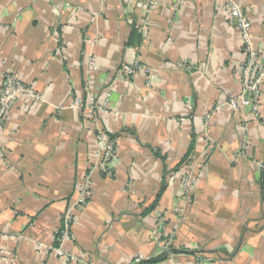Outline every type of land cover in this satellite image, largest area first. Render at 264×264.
I'll return each mask as SVG.
<instances>
[{
    "label": "crops",
    "instance_id": "1",
    "mask_svg": "<svg viewBox=\"0 0 264 264\" xmlns=\"http://www.w3.org/2000/svg\"><path fill=\"white\" fill-rule=\"evenodd\" d=\"M237 1L264 47V0ZM223 3L0 0V87L14 72L41 97L18 96L0 124V264H264V82L260 118L225 104L240 92L244 53ZM133 60L150 75L114 82L107 109L69 106L87 90L101 100ZM101 135L116 138L110 177L94 155ZM86 178L64 244L71 261L52 247Z\"/></svg>",
    "mask_w": 264,
    "mask_h": 264
},
{
    "label": "built area",
    "instance_id": "2",
    "mask_svg": "<svg viewBox=\"0 0 264 264\" xmlns=\"http://www.w3.org/2000/svg\"><path fill=\"white\" fill-rule=\"evenodd\" d=\"M221 8L225 11L227 21L230 26L236 29L240 35L242 41V51L244 53V60L241 63L238 73L240 80V92L238 94L229 96L226 98L225 104L232 111L237 110H249L255 117L260 118V97L261 87L264 82V47L257 48L251 37V22L246 14L243 5L237 0H224ZM99 34H95L93 38H90L89 45L93 46L97 42ZM89 70H95L96 67L92 65V61L88 63ZM150 75V69L140 62L139 60H133L132 62L122 63L113 74V78L107 88L101 100H97V96L87 90L86 99L76 98L70 103L71 107L86 108L89 112L95 110H105L108 108L111 97V88L113 83L123 79L135 78L137 76H143L148 78ZM146 85H149L146 82ZM18 96H29L30 98L40 101L41 97L33 92L31 88L26 86L19 76L14 72H7L3 76V81L0 87V124L3 123L9 108ZM215 106L214 109H216ZM208 114L205 115V119ZM245 129V138L243 139L241 150L233 154V160L236 159L242 152L247 143V128ZM102 148L95 151L94 155L97 158V168L101 174L105 176H112L113 169L111 168V159L115 155L117 150L115 137L99 136ZM0 156H3V152L0 149ZM263 181H264V165H262ZM193 176L191 172L187 171L181 181L182 186V199L180 201V207L175 209V213L181 217L183 214L184 203L186 198L189 197V188L192 184ZM90 181L86 178L85 183L82 185V189L74 200L71 202L68 210L64 213L62 218L61 229L55 236L57 245L52 247V250L57 256L67 258L71 261L75 260L77 256L70 251L64 250V244L70 241L71 237V224L77 211H80L87 201L88 188ZM165 214L158 212L156 214V232L157 236H161L163 232V222L165 220ZM170 236V235H169ZM143 256L137 255L133 257L127 264H141ZM207 257L197 255L194 264H202Z\"/></svg>",
    "mask_w": 264,
    "mask_h": 264
},
{
    "label": "trees",
    "instance_id": "3",
    "mask_svg": "<svg viewBox=\"0 0 264 264\" xmlns=\"http://www.w3.org/2000/svg\"><path fill=\"white\" fill-rule=\"evenodd\" d=\"M159 258H155V259H153V260H151V261H157ZM148 261H142L141 262V264H146Z\"/></svg>",
    "mask_w": 264,
    "mask_h": 264
}]
</instances>
